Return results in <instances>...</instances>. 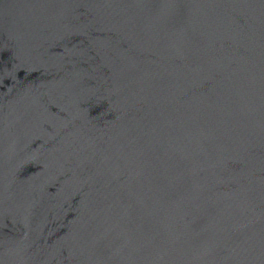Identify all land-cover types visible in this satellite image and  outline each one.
I'll return each mask as SVG.
<instances>
[{
	"label": "water",
	"instance_id": "obj_1",
	"mask_svg": "<svg viewBox=\"0 0 264 264\" xmlns=\"http://www.w3.org/2000/svg\"><path fill=\"white\" fill-rule=\"evenodd\" d=\"M0 264H264V0H0Z\"/></svg>",
	"mask_w": 264,
	"mask_h": 264
}]
</instances>
